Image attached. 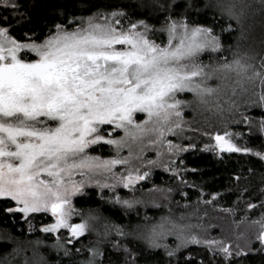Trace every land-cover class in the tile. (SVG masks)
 Masks as SVG:
<instances>
[{
  "label": "snow or ice",
  "instance_id": "snow-or-ice-1",
  "mask_svg": "<svg viewBox=\"0 0 264 264\" xmlns=\"http://www.w3.org/2000/svg\"><path fill=\"white\" fill-rule=\"evenodd\" d=\"M196 3L197 0H184L180 19H175V13L169 11L158 30L167 34L166 44H157L150 38L154 30L144 20L123 27L121 18L127 13L122 11L95 13L73 18L67 24L57 23L55 31L41 43L20 42L9 35L10 28L6 25L10 21L7 18L0 21V199L15 204L5 209L7 213L28 217L30 213L50 212L55 222L41 228L42 232L66 229L71 238L80 237L89 225L87 221L70 222L74 214L71 197L83 187V181L78 184L72 176L77 172L89 178L111 174L115 183L100 185L109 189L116 184L129 188L137 181L146 180L149 172L130 166L132 146H139L140 153L147 146H154L158 160L148 161L154 166L165 152L175 155L184 150L168 139L183 136L188 123L183 109L190 107L192 101L178 98L180 94L191 93L198 106L223 112L225 109L219 103L221 93L228 97L225 103L229 109L238 108L232 99L238 95L237 89L232 85H239L242 92H247L249 89L244 84L256 87L258 80L260 92L254 93L258 100L251 103L264 108V71L260 70L264 69V58L259 62L260 69L243 59L201 62L202 53L219 55L223 46L221 38L214 35L213 26L193 25L188 21L187 13ZM258 3L264 11V0ZM0 5L17 12L23 7L17 0H0ZM158 6L164 11L181 5L176 0L166 4L158 0ZM210 6L216 10L213 20L218 15L227 24L221 27V33L234 31L233 21L243 26L252 8L239 0H214L205 8ZM233 73L237 77L235 81ZM213 79L221 82L215 88L208 83ZM213 95L217 97L215 102L209 99ZM136 114L145 118L137 122ZM248 119L244 117L245 121ZM108 126L111 131L105 136ZM117 130H122L124 135L113 139ZM260 131L264 132V119L260 121ZM205 134L215 140L214 147L220 152H251L234 143L232 133L227 131L212 135L206 130ZM100 143L114 146L116 157L102 160L89 155L88 150ZM124 147L128 148V157L119 155ZM256 155L264 159V154ZM116 165L125 166L127 174L121 172L117 177L112 171ZM165 170H169L167 166ZM150 191L168 199L164 189ZM216 199L213 195L205 203L213 204ZM116 203L130 209L141 201L117 197ZM254 207L248 205L249 209ZM221 211L232 212L226 208ZM183 220V215L178 219L162 216L145 233L148 245L159 248L165 237L175 236L180 241L177 249L197 244L206 246L210 252L223 253L226 259L231 256V249L223 240L193 234V227L200 226L181 223ZM253 224L259 226L256 239L264 247V217ZM115 230L118 235H125L122 230ZM89 251L93 258L102 255L97 249ZM167 254L171 257L174 252ZM65 255L69 253L65 251ZM88 264H93V260Z\"/></svg>",
  "mask_w": 264,
  "mask_h": 264
},
{
  "label": "trees",
  "instance_id": "trees-1",
  "mask_svg": "<svg viewBox=\"0 0 264 264\" xmlns=\"http://www.w3.org/2000/svg\"><path fill=\"white\" fill-rule=\"evenodd\" d=\"M17 2L23 5L18 12L0 5V21L5 18L10 21L6 25L10 28L9 35L20 42L42 41L55 30L57 23L67 24L73 18L122 11L127 13L121 18L126 25L138 20L146 21L154 30L150 38L162 43L166 33L158 30L164 25L169 11L175 13V19H180V13L184 12V0H176L181 5L179 8L164 11L159 8L158 0ZM239 2L252 8L243 26L232 22L234 31L230 33H221L220 29L227 26L226 22L218 15L213 20L216 10L211 6L205 8L214 0H197L196 6L188 11L187 18L191 24L213 26L214 35L221 38L223 51L219 55L202 53L200 60L204 64L243 59L260 69L259 62L264 58V11L260 10L258 0ZM159 3H171V0H159ZM232 79H237L235 73ZM208 83L215 88L221 82L213 79ZM255 84L257 86L253 87L245 83L244 87L249 89L247 92H242L239 85H232L237 89L238 95L232 99L238 108L229 109L225 103L228 97L221 93L219 103L225 109L223 112L198 106L191 93H184L181 97L192 101L190 107L183 109L184 120L188 123L184 126L183 136H175L174 139L188 148L178 155L176 170L154 168L146 180L131 189L119 188L111 193L106 188L89 187L74 196L75 208L91 218L95 215L99 222L71 243H66L63 231L58 234L41 231L43 225L51 222L46 213H30L28 217L22 213L10 214L5 209L15 207L14 202L0 199V264H88L89 260H93V264H264V247L257 241V225L252 223L264 217V159L256 155L264 154V132L260 131L264 108L251 103L258 100L254 93L260 92L259 81ZM209 99L215 102L217 97L213 95ZM245 116L248 121L244 120ZM206 130L212 135L231 131L236 144L251 149V152L216 153L208 150L204 145L211 137L205 134ZM110 149V146L100 143L89 151L111 155ZM154 188L164 189L168 199L159 192L150 191ZM213 195L217 197L215 203L206 204L205 201L211 200ZM117 197L141 203L129 209L117 204ZM249 204L255 207L249 209ZM225 208L232 212L221 211ZM168 215L175 219L183 215L181 223L199 225L193 227V234L223 240L230 247L231 256L226 259L223 253L210 252L206 246L197 244L177 249L174 243L180 241L174 236L169 241L165 237L159 248L150 247L145 239L147 229ZM116 227L125 235H118ZM89 249L99 250L102 261L98 255L93 258ZM65 251L69 255H65ZM168 251L174 254L170 257ZM237 252L241 254L238 256Z\"/></svg>",
  "mask_w": 264,
  "mask_h": 264
},
{
  "label": "rangeland",
  "instance_id": "rangeland-1",
  "mask_svg": "<svg viewBox=\"0 0 264 264\" xmlns=\"http://www.w3.org/2000/svg\"><path fill=\"white\" fill-rule=\"evenodd\" d=\"M122 26L123 27H127L128 25H126L123 22V25ZM29 42H32V41H26V42H22V43H29ZM41 42H43V40L42 41H39V42L36 41V43H41ZM156 43L157 44H160L159 42H156ZM163 43H165V44L167 43V34H166V38H165V40H164ZM22 51H24V50H22ZM28 55L29 56H34V54H32V53H29ZM182 95L183 94H180L178 98L184 100L181 97ZM136 116L138 117L137 122H139L140 120H143L145 118L143 114H136ZM108 131H111V126H108V127L105 128V132H104V135L105 136H107V132ZM227 132L232 133L231 131H227ZM219 134L223 135L224 132L223 133H219ZM123 135H124V133H123L122 130H117L116 133L112 136V138L113 139H119V137H121ZM174 137L175 136H169L168 139H171L174 144L181 145L184 150H186L188 148L187 145H182V144H180V142H177L174 139ZM231 139L233 140L234 143H236L235 142V139H234V136H233V133H232ZM102 144L108 145V144H105V143H102ZM145 144L147 145V141H145ZM108 146H110V148H111L110 149V151L112 152L111 155L94 154V153L90 152L89 150H88V154L91 155V156H99L102 160H107V159L115 158L116 155H117L116 148L114 146H111V145H108ZM214 146H215V140L212 139V138L209 139V141L206 142V144L204 145V147L206 149H208V150L215 151L216 153H222V152H220L219 149H216ZM184 150L180 151L179 153H177L175 155H172V154H169V153L165 152L164 155L161 158H159V164L156 165V166H154V165H149L148 164V161L149 160H158V157L156 156V148L154 146H150L149 145V146H147V148H146V150L144 152L140 153L139 146L133 145L132 146L133 156L130 158V166L132 168H139L141 170V172L147 171L149 173L154 168L165 169V166L168 167L169 171H173L172 169L176 170V168H177L176 159H177L178 155L181 152H183ZM138 154H139V158H137V155ZM119 155H120V157H128V155H129L128 148L127 147H124L123 149H121L120 152H119ZM112 171H113V173H115V175L117 177L121 174V172H124L125 175L127 174V172L125 171V166H122V165H116L113 168ZM72 180L75 181L78 184L81 181H83V187H82V189H81V191L79 193L83 192L85 189H87L89 187H97V188L103 189L104 187H101L100 185H103V184H109V185H111V184H114L115 183V181L112 178L111 174L98 175V176L89 178L88 176H81L77 172L75 175L72 176ZM140 182H142V181H137L134 185L130 186L129 188L123 187L122 184H116L114 188H112V189L106 188V189L110 190L111 193L112 192L114 193L115 190L116 189H119V188H121V189H131L132 187L136 186ZM79 193H76L75 195H73L71 197V207L74 210V214L71 216L70 222L71 223H77L78 224V223L87 221L89 227H88V231H86L84 233V234H86L87 232H89V230L91 229L92 225H95V224H97L99 222V219L95 215H93L94 216L93 218H91V216H89V215H84L82 212L78 211L77 208H75V206L73 204V198H74V196H76ZM114 195L115 194H113L112 197H114ZM39 213H41V212H39ZM44 213H46L47 215H49L50 218H51V222L49 224L55 222V218L52 217V215H51L50 212H44ZM46 225H48V224H46ZM46 225H43L41 228L45 227ZM61 231H63L65 233V235H66V243L70 239H71V241H73L75 239V238L73 239V238H71L69 236V234H68V232H67L66 229H59L54 234H58ZM258 231H259V226L257 225V233H258ZM201 236H203V235L201 234ZM170 237L172 238L173 236L166 237L168 239V241L171 239ZM173 242H175V241H173ZM178 243H174V246H177ZM99 253H101V252L99 251ZM98 259L100 261H102V255H98Z\"/></svg>",
  "mask_w": 264,
  "mask_h": 264
}]
</instances>
